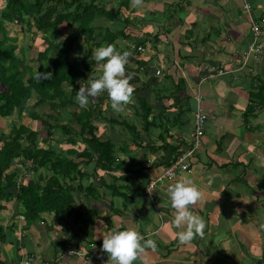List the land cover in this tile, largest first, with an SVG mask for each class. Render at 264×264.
<instances>
[{
    "label": "crops",
    "instance_id": "1",
    "mask_svg": "<svg viewBox=\"0 0 264 264\" xmlns=\"http://www.w3.org/2000/svg\"><path fill=\"white\" fill-rule=\"evenodd\" d=\"M107 1V7H122L121 19L125 15L132 19L127 28L144 35L141 57L152 60L155 70L161 71L155 72L160 78L152 97L155 114H166L159 117L161 125L155 128L153 138L144 133L134 138L125 125L110 122V133L102 135L98 122L105 118L95 121L97 133L115 143L121 167L104 170L95 162L84 164V157L66 153L76 161L83 160L81 168L89 174L83 182L97 183L100 192L98 196L89 189L76 192L73 213L45 212L43 217L31 220L17 199L0 201L1 263L18 264L33 254L40 261L62 256L56 264H105L109 257L101 248L103 234L119 224L135 227L145 238L157 233L154 238L158 247L142 254L148 264H264V106L246 113L255 83L264 82V60L255 53L249 64L240 68L243 52L253 43L251 16L262 25L258 45L264 54V0H140L135 7L132 0L128 5H124L125 0ZM245 2L251 5L250 12ZM120 22L123 25H117V29L125 27ZM114 26L110 21L101 29ZM33 39L26 42L30 45ZM65 40V36L60 38ZM111 44L119 50L133 46L125 38ZM26 65L25 59L22 69ZM213 68H224L228 73L208 78ZM94 74L97 69L86 76ZM179 81L184 88L176 99L174 85ZM198 93L203 95L202 108L209 115L200 145L186 158V171L151 187L166 170L165 157L194 147ZM100 96H104L101 106L106 112L119 121L126 118L135 123V93L130 115L113 111L106 92ZM41 114L51 120L50 111ZM5 121L14 124L15 115ZM33 123L38 124L29 125L34 130L45 128L39 121ZM57 129L48 138L47 130L40 131L49 146L63 150L62 143L70 145L65 149L81 143L84 149L85 143L77 136L61 141L63 131ZM74 139L77 143H70ZM165 143L174 146L175 153L170 154ZM148 145H155V151ZM41 172L33 171V175ZM179 179L191 181L203 193V199L192 208L206 222L205 235L186 244L177 238L174 210L167 195L168 186ZM67 247L78 252L63 255Z\"/></svg>",
    "mask_w": 264,
    "mask_h": 264
},
{
    "label": "trees",
    "instance_id": "2",
    "mask_svg": "<svg viewBox=\"0 0 264 264\" xmlns=\"http://www.w3.org/2000/svg\"><path fill=\"white\" fill-rule=\"evenodd\" d=\"M125 1L124 5L130 2ZM107 2L6 0L0 12V120L10 119L17 113L22 116L27 111L28 118L45 126L48 138L57 133V127L69 134L70 123L60 122L55 114H49L52 121L46 119L38 109L49 105L52 110H66L69 112L67 116L70 122L80 125L79 134L85 143L84 149L80 151L69 148V154L84 157L86 165L95 162L98 168L114 170L121 167L115 143L111 138H102L97 133L98 125L95 121L104 117L110 123L125 125L134 138L139 137L141 133L153 138L155 128L161 125L159 117L166 112L155 114L156 107L155 103H152V97L155 98V89L160 78L155 75L153 61L142 58V50L138 49L146 43L144 35L139 36L127 28V23L132 22V19L128 15H125L124 20L121 19L122 7H116L114 4L107 7ZM102 17L113 21L114 29H101ZM120 21H123L125 27L117 29V25H123ZM13 23L32 33L33 37L41 33L44 46L39 49L36 59L32 58L35 66L26 65L22 69L25 63L24 56L20 55L22 48L17 42L18 39L10 35L9 24ZM61 36H65L66 40L60 41ZM118 38H125L133 45L128 47L131 55L128 58L127 70L132 76L131 83L134 86V115L137 118L135 123L126 118L119 121L115 115L106 112L101 106L104 96H98V101L91 98L87 108L80 107L75 99L79 88L86 83L83 77L97 64L91 59L92 50L105 41L109 44ZM82 49L86 50L87 55L79 61L76 54ZM38 70L41 73L46 72L49 77L42 78L41 81L35 79ZM144 77L146 79L142 80ZM174 87L173 94L177 93V99L180 96L178 92L183 90L184 85L179 81L175 82ZM188 97L190 96H187V100ZM251 98L246 113H254L264 106L263 81L255 83ZM32 99H35V102L31 106ZM71 106L75 108L69 111ZM104 112L110 114L109 117ZM121 117L123 118L122 115ZM2 126L0 125V201L10 202L14 198L17 199L26 217L32 220L40 218L45 212H59L64 215L73 213L76 192L89 189L93 190L92 193L96 191L97 196L100 194L97 183L91 182L88 185L83 182L89 175L81 168L83 160L76 161L62 150L49 146L42 132L32 129L25 122L6 128ZM160 135L165 138L162 133ZM70 143L76 144L77 140H71ZM148 146L155 151V145ZM164 146L170 154L175 153L176 148L171 144L165 143ZM183 153L165 157L163 160L167 167ZM39 169H42V172L34 176L33 171Z\"/></svg>",
    "mask_w": 264,
    "mask_h": 264
},
{
    "label": "clouds",
    "instance_id": "3",
    "mask_svg": "<svg viewBox=\"0 0 264 264\" xmlns=\"http://www.w3.org/2000/svg\"><path fill=\"white\" fill-rule=\"evenodd\" d=\"M140 0H132L133 7ZM131 55L128 50H119L115 44H102L92 50L91 59L97 63V75L82 84L76 93V102L82 108H87L90 98H96L102 93H107L111 102V108L115 112H123L126 106L132 103L134 86L131 83L132 76L128 74V58ZM47 73L39 70L35 79L41 81L48 78ZM150 190V189H149ZM151 191V190H150ZM170 206L174 210L172 222L178 230L177 238L181 243H190L196 237L205 235L206 222L201 215L194 211L196 205L203 199L202 191L187 179H179L170 184L167 189ZM114 220V217H112ZM156 232L145 238L135 227H121L116 224L107 234H103L102 251L108 254L105 264H148L142 256L147 249H156Z\"/></svg>",
    "mask_w": 264,
    "mask_h": 264
},
{
    "label": "built area",
    "instance_id": "4",
    "mask_svg": "<svg viewBox=\"0 0 264 264\" xmlns=\"http://www.w3.org/2000/svg\"><path fill=\"white\" fill-rule=\"evenodd\" d=\"M245 8L250 12L251 11V5L246 3ZM251 29L253 33V43H251L247 50L243 52L242 54V61L240 68H244L245 66L248 65L250 62L251 57L253 54H257L259 56L260 60H264V54L260 46L258 45L261 42V38L263 36V30H262V25L261 23L256 20L253 16H251ZM258 58V57H257ZM228 73L227 69L224 68H219L215 69L213 68L211 70V73L208 75V78H214L218 75L226 74ZM197 99H198V106L197 110L194 112V147L188 150L186 153H183L179 155L173 164L165 170V173L159 178V179H173L179 172L186 171L189 167V164L186 162V158L188 155H192L197 149V147L200 145L201 142V137L205 134V127L206 123L208 120V114L203 110L202 108V101H203V95L201 93L197 94ZM156 181H153L151 183V187H154L156 185ZM78 252L74 248L67 247L64 249V254L65 253H75ZM62 256H59V258L55 260H38V258L31 254V255H26L25 258L21 259L18 264H56V261H59Z\"/></svg>",
    "mask_w": 264,
    "mask_h": 264
},
{
    "label": "rangeland",
    "instance_id": "5",
    "mask_svg": "<svg viewBox=\"0 0 264 264\" xmlns=\"http://www.w3.org/2000/svg\"><path fill=\"white\" fill-rule=\"evenodd\" d=\"M5 3H6V0H0V12H1V10H2V8L4 7V5H5ZM101 20L103 21V22H101L102 23V26H100L101 28H103V25H105V24H107V23H110V20L109 19H106V18H104V17H102L101 18ZM9 27L11 28V30H10V35L11 36H14V37H16L18 40H17V42H18V44L20 45V47L22 48V53L20 54V55H23L24 56V58L26 59V61H27V65H30V66H35V62H33L32 61V58H35L36 59V57H37V55H38V52H39V49H40V47H42V46H44V43H43V41H42V39L40 38V36H41V33H39V37L37 38L35 35H34V37L33 36H31V33H29V32H27L26 30H23L22 29V27H20V25L19 24H15V23H13V24H9ZM34 30H35V28H34ZM32 38H34L33 40V42L29 45V43L28 42H26V41H29V40H31ZM61 38H63V36L61 37ZM37 39V40H36ZM138 49H140V47H138ZM85 52H86V50L85 49H83V50H81V51H79V53L78 54H76V57H77V59L79 60V61H81L82 60V57L83 56H85V55H87V53L85 54ZM27 56V57H26ZM82 66V65H81ZM93 69L94 70H96L97 69V65H94L93 66ZM158 71H160V70H158V69H156V74L158 73ZM161 72V71H160ZM160 74V73H159ZM84 78V80H85V82L86 83H84L85 85L87 84V80L90 78V77H87V76H84L83 77ZM106 98V97H105ZM35 102V99L33 100H31L30 101V105L32 106V104ZM105 102H106V100H105ZM131 104V103H130ZM129 104V105H130ZM127 106V108L125 109V111H123V112H126L127 114H131L130 112H132V107L131 106ZM72 107V106H71ZM74 108L75 107H72V108H70L69 109V111H72V110H74ZM39 111H40V113H45V112H47V111H50L52 114H56L57 115V113H59V120H60V122L61 121H66V122H69L70 123V128H71V132H73V134H71V132L69 133V134H66L65 133V131H63L62 129H61V127H59V129L60 130H62L63 132H62V134L64 135V138H63V140L61 139V141H65V139H67L68 140V138L69 137H73V135L74 136H77V137H79V139H82V136H80V134H79V131H80V125L79 124H75L74 126L76 127H74V126H72L71 125V122H70V119H68V114H69V112L68 111H66V110H63V112H60V111H58V110H52L49 106H47V107H40L39 109H38ZM99 111V110H98ZM97 111V112H98ZM194 111V110H193ZM117 114V113H116ZM19 115H16L15 114V122H14V124H16V125H20V124H22L24 121H25V123H27L28 125H33L34 123V121H32L30 118H28L27 119V121H26V116H27V111L26 112H24L23 114H22V116L20 117H18ZM25 116V117H24ZM107 116H108V114H107ZM133 116V115H132ZM109 117V116H108ZM17 119V120H16ZM71 119L73 120V121H75V119L71 116ZM137 119V118H136ZM129 120H131L132 122L134 121V119H129ZM109 121H100V122H98V125L100 126V130H99V132L103 135V134H108V133H110V126H109V124L110 123H108ZM10 123V124H9ZM0 125H3L2 127H5L6 128V126L7 127H10V126H12L13 125V123H11L10 121H5V120H0ZM34 126H38V124L37 125H35L34 124ZM4 128V129H5ZM119 128H121V127H119ZM39 131H44V130H46L45 128L43 129V128H39L38 129ZM129 133L131 134V135H133V133L131 132V131H129ZM76 134H78V135H76ZM66 140V141H67ZM62 143V142H61ZM79 143V142H78ZM63 145H65V146H63ZM223 145L225 146V143H223ZM61 146H63V152L66 154H69V148H67V149H65L66 148V146H70L69 144H64V143H62V145ZM71 148H75V149H77V150H80L81 148L83 149V145L80 143V145H77V146H75V147H71ZM175 162V161H174ZM173 163V162H172ZM166 168H168V167H166ZM176 177V176H175ZM118 187V190H119V185L117 186ZM125 188V187H124ZM124 188L122 189V191L124 190ZM2 202V201H1ZM48 213H52V212H48ZM67 215V214H66ZM41 217H43V215L41 216Z\"/></svg>",
    "mask_w": 264,
    "mask_h": 264
},
{
    "label": "bare ground",
    "instance_id": "6",
    "mask_svg": "<svg viewBox=\"0 0 264 264\" xmlns=\"http://www.w3.org/2000/svg\"><path fill=\"white\" fill-rule=\"evenodd\" d=\"M245 3H247V2H245ZM139 50L141 51L142 48L140 47ZM248 64H249V63H248ZM245 67H246V66H245ZM159 73H160V71H158V74H159ZM210 73H211V72H210ZM207 77H208V76H207ZM208 117H209V115H208ZM193 128H194V127H193ZM184 153H186V152H184ZM175 161H176V160H175ZM172 164H173V163H172ZM172 164H171V165H172ZM171 165H170V166H171ZM170 166H169V167H170ZM169 167H168V168H169ZM166 169H167V168H166ZM183 172H184V171H183ZM164 173H165V172H164ZM161 176H162V175H161ZM161 176H160V177H161ZM160 177H159V178H160ZM159 178L157 179L158 181L156 182V185L158 184L159 181L163 180V179H159ZM167 180H169V179H167ZM171 180H172V179H171ZM154 181H156V180H154ZM152 182H153V181H152ZM156 185H155V186H156ZM155 186H154V187H155ZM22 218H24V216H22Z\"/></svg>",
    "mask_w": 264,
    "mask_h": 264
}]
</instances>
